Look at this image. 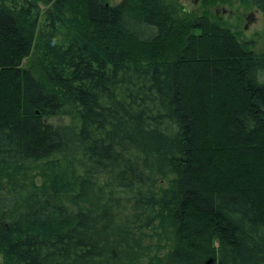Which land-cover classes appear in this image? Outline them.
I'll use <instances>...</instances> for the list:
<instances>
[{
	"label": "trees",
	"instance_id": "1",
	"mask_svg": "<svg viewBox=\"0 0 264 264\" xmlns=\"http://www.w3.org/2000/svg\"><path fill=\"white\" fill-rule=\"evenodd\" d=\"M175 2L0 0V264H264V53Z\"/></svg>",
	"mask_w": 264,
	"mask_h": 264
},
{
	"label": "rangeland",
	"instance_id": "2",
	"mask_svg": "<svg viewBox=\"0 0 264 264\" xmlns=\"http://www.w3.org/2000/svg\"><path fill=\"white\" fill-rule=\"evenodd\" d=\"M121 1L109 0L112 5ZM170 1H176V5L180 7L179 14L181 15H200L205 10H209L232 29L241 33V38L251 42L256 51L264 53V10L257 5L256 0H228L208 7L203 4V0H199L198 3H194V0ZM259 2L264 4V0ZM47 121L54 125L68 124L70 123V118L67 116H55L47 118ZM35 176H37V173L32 171L28 174V179ZM37 180H39L38 177Z\"/></svg>",
	"mask_w": 264,
	"mask_h": 264
},
{
	"label": "flooded vegetation",
	"instance_id": "3",
	"mask_svg": "<svg viewBox=\"0 0 264 264\" xmlns=\"http://www.w3.org/2000/svg\"><path fill=\"white\" fill-rule=\"evenodd\" d=\"M199 0H194V3H198ZM203 4L206 5L207 7L209 6V4L206 2V0H203Z\"/></svg>",
	"mask_w": 264,
	"mask_h": 264
}]
</instances>
